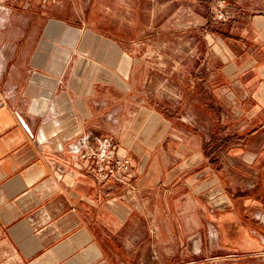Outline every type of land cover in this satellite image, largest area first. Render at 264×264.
<instances>
[{"label": "crops", "instance_id": "obj_1", "mask_svg": "<svg viewBox=\"0 0 264 264\" xmlns=\"http://www.w3.org/2000/svg\"><path fill=\"white\" fill-rule=\"evenodd\" d=\"M256 7L199 35L204 61L188 71L155 1L0 0V264H217L198 258L218 246L216 191L237 207L220 217L244 224L224 233L244 230L256 252L242 256L264 258ZM167 80L184 100L167 102ZM91 152L130 169L101 179Z\"/></svg>", "mask_w": 264, "mask_h": 264}, {"label": "rangeland", "instance_id": "obj_2", "mask_svg": "<svg viewBox=\"0 0 264 264\" xmlns=\"http://www.w3.org/2000/svg\"><path fill=\"white\" fill-rule=\"evenodd\" d=\"M155 1L157 4H160L161 9L163 10L162 14L165 15V18L168 23V39H170V42L168 43V57H172L174 55L175 45H181L182 49V65L187 67L188 71H190V68H194L196 66H199L197 64L198 59L202 62L204 61L203 55L204 47L203 45L206 43L199 42L200 36L199 35H206V32H210L211 30L215 31L216 28L228 24L231 21L235 20L236 16L235 14L238 13L237 6L242 5V10L252 8L257 9L256 6H258V3L260 4V1L263 2L264 0H227V5L229 7V12L231 19L227 21L219 20L217 10H216V3L218 0H152ZM165 7V8H164ZM155 9V4L153 6ZM249 11V10H248ZM251 11V10H250ZM158 13V11H157ZM175 24L177 26H175ZM182 26V32H180V27ZM209 29V31L207 30ZM215 28V29H214ZM175 29L177 31V34H182V41H174L173 35L175 33ZM212 32V31H211ZM171 33V34H169ZM172 36V37H169ZM205 41L207 39L205 38ZM194 50H197L198 54L200 55L199 58L193 53ZM202 53V54H201ZM198 55V56H199ZM170 64V63H168ZM164 89H161V92L163 95L166 96V100L168 103L170 102H180L185 99V93L182 92V95H180L179 91H175L174 84L171 81L167 80V83ZM233 138L231 140V144H234ZM216 194H221L220 196L214 198V208H208L206 206V209L209 210L210 215L212 216V211L214 210V216L213 218L211 216L206 217L205 220L208 224V226L213 227L214 229V235H211L214 237L215 242L218 243V246H216L215 250H210L207 254V243L206 240L203 241V250L199 254L200 262H203L208 259H218L221 260L222 263H230V264H264V258L257 260L255 257H243L242 254H254L256 251L254 249L249 250L248 252H245L243 247L245 246V236L247 238L248 233L243 230L241 235L238 234H228L224 233V226L226 224L230 225H242V219L234 217L233 213L230 212V216L226 218L220 217V214L223 211L227 209H237L235 206V202L231 201V206L228 207L227 204L222 201L223 193L219 192ZM232 200V199H231ZM202 206V205H201ZM205 209V206H202V209ZM225 211V213H226ZM229 214V213H228ZM240 221V222H239ZM244 225V224H243ZM242 229V228H241ZM248 230V228H247ZM264 236V235H262ZM248 239V238H247ZM249 240V239H248ZM251 241V240H249ZM254 241V240H253ZM185 247V246H184ZM191 249L189 250H183V260L187 261L188 258H194L191 253ZM208 255V256H207ZM242 257V260H241ZM227 258L232 259L234 262H225L223 259ZM214 259V260H215ZM246 259V260H245ZM257 260V261H256ZM220 261V262H221ZM206 262V261H204ZM212 261H209V263ZM216 262V261H215ZM214 262V263H215ZM220 262H216L219 264ZM206 264V263H205Z\"/></svg>", "mask_w": 264, "mask_h": 264}, {"label": "built area", "instance_id": "obj_3", "mask_svg": "<svg viewBox=\"0 0 264 264\" xmlns=\"http://www.w3.org/2000/svg\"><path fill=\"white\" fill-rule=\"evenodd\" d=\"M216 10L218 17L220 18L219 20L227 21L231 19L227 0H218L216 3ZM104 142H107V140H104ZM81 158L85 160L96 159L99 161L96 175H98V177L101 179H107L108 177H112L122 171H128L131 165L130 159L123 157L116 158L112 155H107L104 153L100 154L97 152L84 153ZM100 162L103 163L104 167L107 166V168L102 170Z\"/></svg>", "mask_w": 264, "mask_h": 264}]
</instances>
